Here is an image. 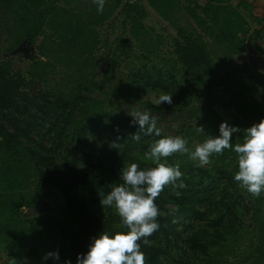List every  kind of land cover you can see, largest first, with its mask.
<instances>
[{"label": "trees", "instance_id": "16d2710c", "mask_svg": "<svg viewBox=\"0 0 264 264\" xmlns=\"http://www.w3.org/2000/svg\"><path fill=\"white\" fill-rule=\"evenodd\" d=\"M141 1L105 0L100 12L94 0H0V42H6L0 48V252L9 250L2 264H76L92 236L120 228V217L101 206L99 194L122 183V166H154L145 153L158 139L128 137L138 130L128 115L134 108L158 117L162 133L180 136L188 147L207 138L197 126L219 135L225 119L215 106L224 101L214 88L234 96L227 123L241 130L232 135L233 146L264 117V69L232 64L249 39L264 55L263 26L252 28L249 20L257 7L264 11V0H145L176 32L169 55L161 52L162 36L144 23ZM117 10L122 32L98 79L100 30ZM22 43L38 54L25 72L13 68L11 53ZM116 52L128 61L125 72L111 76L120 68ZM149 92L172 95V104L142 99ZM117 128L125 137L118 151L109 148ZM210 161L201 167L188 154L166 158L187 187L166 186L155 200L160 228L140 242L146 264H264V193L252 196L234 180L232 149ZM51 190L63 199L58 215H22ZM48 252L60 259L41 260Z\"/></svg>", "mask_w": 264, "mask_h": 264}, {"label": "clouds", "instance_id": "9594fccd", "mask_svg": "<svg viewBox=\"0 0 264 264\" xmlns=\"http://www.w3.org/2000/svg\"><path fill=\"white\" fill-rule=\"evenodd\" d=\"M97 10L102 12L105 0H94ZM172 104V95L161 94L156 100L157 105ZM132 117L130 123L138 125V130L129 134V138L139 141L141 136H155L146 159L152 162L150 167H143L135 162L122 166L119 179L122 183L111 188L106 194L100 195L102 207H113L120 217L118 230H104L92 236L88 250L77 254L76 264H146L145 254L141 251L140 242L148 243V237L159 230L158 217L160 210L155 203L166 186L185 188L187 185L180 179L182 173L178 166H170L166 158L175 153L188 154L190 159L198 161V166L209 164L213 154H222L225 149H232L237 154L238 171L234 180L252 196L259 197L264 193V117L245 129L242 143L235 146L231 143L232 135L240 132V128L230 126L227 122L219 124V135L211 136L204 127L197 126L196 131L206 135L202 143L190 149L187 141L180 136L165 135L157 127L158 117L152 116L147 110L134 108L128 113ZM109 141V148L121 149L125 137L119 134ZM176 195H179L177 192ZM172 213L178 209L171 210ZM59 260L58 252H48L43 259ZM65 264H71L66 260Z\"/></svg>", "mask_w": 264, "mask_h": 264}, {"label": "rangeland", "instance_id": "374dc122", "mask_svg": "<svg viewBox=\"0 0 264 264\" xmlns=\"http://www.w3.org/2000/svg\"><path fill=\"white\" fill-rule=\"evenodd\" d=\"M125 0H123L124 2ZM130 1H134V0H130ZM142 4L144 5L147 15L144 19V23L149 27L153 29V34H160L162 37V43H161V52L162 54H166L169 55L170 54V50H171V43H172V38L176 35L175 30L173 29V27L166 21L164 20L162 17H160L158 15V13L151 8L148 3L145 0L141 1ZM78 2H74V5H76ZM232 3H235L234 0H232ZM261 4V1L258 2V6ZM64 5L69 8L71 7V5L69 4H65ZM120 9V7H119ZM119 11H115L112 15V17L106 21L104 23V26L102 27V29L100 30V39H101V43L99 45V49L97 50L96 54L97 56H103V59L100 60L99 62V66L97 68V78L100 79L103 77V70H105L107 64H110L109 58H111V53L112 50L114 48V39L121 34L122 32V26H121V21L123 19L122 15L118 13ZM264 15V11L263 9H259L258 7L254 10V16H256V19H253L252 17L249 19L250 20V24L252 28H261V26H264V20L260 19L262 16ZM263 39L259 40V44L264 47V29H263ZM250 37V36H249ZM38 43V42H37ZM129 43L131 44V46L133 47V52L134 54L136 53L137 55H141L142 54V50L139 49L135 43H133L131 40L129 41ZM6 42L5 40H1L0 42V48L5 46ZM246 50L245 52L241 55V56H237V58L234 60L233 59V66L234 64L236 65H242V64H246L249 67V71H254L257 70L255 69V67H252L250 65L251 62V51L250 48L248 46H252L250 39L246 42ZM254 48V47H253ZM30 53L32 54V57L37 54V50H36V46H31L30 49ZM106 56L108 57V59H106ZM116 59H117V63L120 66V68H118V66L116 65V67H113L112 72L110 73L111 76H118L120 75L121 71L125 72V68L123 67L125 65V63L128 61V58H126L125 56L122 57V55L120 54V52H116L115 53ZM141 57H139L140 60ZM32 61V58L29 59L27 56L25 55H17L14 58L13 61V68L15 70L20 69L22 72H25L29 62ZM121 70V71H120ZM262 70V69H259ZM111 86H113L114 82H109ZM39 89V85L37 82L34 83L33 86V90H37ZM108 90V87H107ZM110 96V95H109ZM234 97V96H233ZM231 95V99L233 98ZM111 98V97H109ZM142 99H150L153 102L156 103V100L158 99L154 93L149 92L145 95H142ZM230 98L228 99V101H224L222 104H218L215 106V109L218 111V113L225 119L226 122H230L231 120V116L234 115L235 113V108H234V104L232 103V100ZM175 124L172 123V128L168 131L170 133H173L175 130ZM197 144V141L194 140L189 148H194V145ZM63 205V199L62 196L60 194L59 191L56 190H51V194L48 198H40L37 204L36 208L33 209H26V208H22V215L24 217L26 216H30L33 215V211H37V213H51V214H56L58 215V209ZM36 213V214H37ZM0 248H2V246H0ZM3 249V248H2ZM9 250L3 251V253L0 252V264L3 263V261L7 258L6 254ZM45 255H43L44 257ZM43 257L41 258V260H44ZM232 259V257H231ZM23 264H39V262L35 261V260H24Z\"/></svg>", "mask_w": 264, "mask_h": 264}, {"label": "water", "instance_id": "95a60500", "mask_svg": "<svg viewBox=\"0 0 264 264\" xmlns=\"http://www.w3.org/2000/svg\"><path fill=\"white\" fill-rule=\"evenodd\" d=\"M248 47L250 48V51L252 54L250 65L252 67H255V69L257 70L264 69V55L260 53L258 50H256L255 48H253L252 46H248ZM30 49H31V46L29 44L22 43L19 46H17L15 49H13L11 53L16 54V55L22 54V55L27 56L29 59H31L32 54L30 53ZM213 91L215 92V94H218V95L222 94V91L218 88H214ZM36 213L37 211H33L32 214H36ZM15 264H23V262H15Z\"/></svg>", "mask_w": 264, "mask_h": 264}, {"label": "flooded vegetation", "instance_id": "af4514ba", "mask_svg": "<svg viewBox=\"0 0 264 264\" xmlns=\"http://www.w3.org/2000/svg\"><path fill=\"white\" fill-rule=\"evenodd\" d=\"M219 97L221 98L222 101H225V100L228 101V99H229V97L227 98V97H226L225 95H223V94H219Z\"/></svg>", "mask_w": 264, "mask_h": 264}, {"label": "crops", "instance_id": "0c3cea01", "mask_svg": "<svg viewBox=\"0 0 264 264\" xmlns=\"http://www.w3.org/2000/svg\"><path fill=\"white\" fill-rule=\"evenodd\" d=\"M263 29H264V26H263Z\"/></svg>", "mask_w": 264, "mask_h": 264}]
</instances>
